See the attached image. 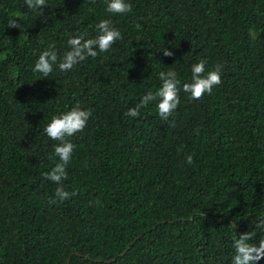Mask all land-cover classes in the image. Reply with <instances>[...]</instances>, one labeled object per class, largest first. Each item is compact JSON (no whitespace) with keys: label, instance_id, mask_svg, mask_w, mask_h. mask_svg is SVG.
<instances>
[{"label":"trees","instance_id":"16d2710c","mask_svg":"<svg viewBox=\"0 0 264 264\" xmlns=\"http://www.w3.org/2000/svg\"><path fill=\"white\" fill-rule=\"evenodd\" d=\"M46 3L40 16L0 0V264H232L241 233L258 245L264 0H126L122 14L107 0ZM101 20L121 39L60 71L67 41L95 38ZM50 45L58 61L44 77L33 69ZM200 60L206 72L223 65L221 83L193 100L183 84ZM169 67L180 80L172 115L159 116V98L125 115ZM75 105L91 116L66 137L75 147L58 185L45 174L59 142L44 128ZM60 186L75 195L60 201Z\"/></svg>","mask_w":264,"mask_h":264},{"label":"clouds","instance_id":"9594fccd","mask_svg":"<svg viewBox=\"0 0 264 264\" xmlns=\"http://www.w3.org/2000/svg\"><path fill=\"white\" fill-rule=\"evenodd\" d=\"M27 7L36 11L38 15L43 16L42 9L48 7L46 0H25ZM106 11L113 14H122L131 11V5L126 0H107ZM8 27L17 28L19 25L15 20L10 21ZM98 35L95 38L85 39L84 36H76L70 38L67 43L70 51H67L58 67L60 71H70L75 65L86 60L88 57L95 58L99 53L107 52L111 46L119 39L121 33L111 26V21L101 20L97 25ZM54 45H50L38 57L34 71L47 77L53 71V65L57 64L58 56L54 50ZM161 52L165 57H171L173 53L162 48ZM206 61L200 60L191 66V82L183 84V91L190 94L193 100L202 98L205 93H211L213 87L221 83V75L223 65H216L210 71L206 72ZM159 79L162 82L160 88L155 94L149 92L141 97L140 102L133 108H130L125 115L129 117H138L140 109L147 107L149 103L159 98L157 110L159 116L163 120H167L169 116L177 109L180 104L179 86L180 80L178 74L171 67L168 71H160ZM91 116L88 110H82L79 105L73 106L69 111L53 116L50 123L44 128L46 135L59 143L54 147L55 156L59 157V163L52 168L45 176L48 180L58 185L67 179L66 165H68L75 145L66 137L74 136L82 132L87 126V122ZM186 162H193L192 155L186 156ZM70 195L62 186L57 187L55 196L64 201ZM55 203L56 201H51ZM234 230L237 225L232 223L230 226ZM256 227L264 229V220H261ZM255 236V232L241 233L234 241V255L232 264H258L264 259V239L259 244L251 243Z\"/></svg>","mask_w":264,"mask_h":264}]
</instances>
